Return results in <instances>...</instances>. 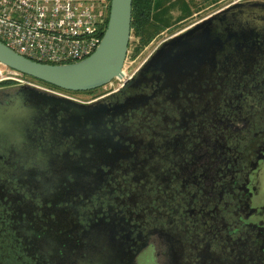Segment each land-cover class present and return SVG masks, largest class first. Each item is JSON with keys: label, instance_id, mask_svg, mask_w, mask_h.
Wrapping results in <instances>:
<instances>
[{"label": "flooded vegetation", "instance_id": "obj_1", "mask_svg": "<svg viewBox=\"0 0 264 264\" xmlns=\"http://www.w3.org/2000/svg\"><path fill=\"white\" fill-rule=\"evenodd\" d=\"M212 14L115 89L36 80L0 115V264H264V24L154 56Z\"/></svg>", "mask_w": 264, "mask_h": 264}, {"label": "built area", "instance_id": "obj_2", "mask_svg": "<svg viewBox=\"0 0 264 264\" xmlns=\"http://www.w3.org/2000/svg\"><path fill=\"white\" fill-rule=\"evenodd\" d=\"M225 1L222 8L250 1L264 3V0ZM109 10L110 0H0V42L36 63L54 66L77 63L99 46ZM1 86H29L56 93L0 63Z\"/></svg>", "mask_w": 264, "mask_h": 264}, {"label": "water", "instance_id": "obj_3", "mask_svg": "<svg viewBox=\"0 0 264 264\" xmlns=\"http://www.w3.org/2000/svg\"><path fill=\"white\" fill-rule=\"evenodd\" d=\"M131 8L132 0H110L108 23L103 38L94 53L82 61L57 66L40 64L16 54L0 42V63L61 90L85 92L98 89L123 76V63L130 40ZM226 15L233 16L238 21L235 27L230 28L231 31H245L242 35L250 38L255 35L253 31L259 30L264 24V3L250 1L221 8L213 12L210 17L185 28L182 33L162 43L154 56L169 52L173 48V43L176 46L185 44V41L191 40L197 31L211 32L214 21ZM249 16L253 24L248 23ZM17 89L11 98L14 104L5 110H0V115L16 110L21 102L40 92L29 86H21Z\"/></svg>", "mask_w": 264, "mask_h": 264}, {"label": "rangeland", "instance_id": "obj_4", "mask_svg": "<svg viewBox=\"0 0 264 264\" xmlns=\"http://www.w3.org/2000/svg\"><path fill=\"white\" fill-rule=\"evenodd\" d=\"M166 1L167 0H163L162 5H159L158 7V9L161 8L163 9V11L160 14H155L154 16L156 19L154 21L152 20L154 24L159 28L158 36L137 54L135 53V48L137 46L138 40L135 39L131 34L128 51L123 63V71L125 75L129 76L143 62V60L157 46V44L165 37L172 34L177 29L183 27L185 24L191 23L195 19L204 17L221 9V6L226 3L225 0H173L175 6L177 5L181 9L180 17H188L185 22L173 25V8L175 6L171 9L170 6H167V8H165ZM118 84V81L112 80V82H109L105 86H102V90H109L110 88L115 89Z\"/></svg>", "mask_w": 264, "mask_h": 264}, {"label": "trees", "instance_id": "obj_5", "mask_svg": "<svg viewBox=\"0 0 264 264\" xmlns=\"http://www.w3.org/2000/svg\"><path fill=\"white\" fill-rule=\"evenodd\" d=\"M154 2L155 0H132L130 36L132 34L138 40L136 54L159 32V28L151 19Z\"/></svg>", "mask_w": 264, "mask_h": 264}, {"label": "crops", "instance_id": "obj_6", "mask_svg": "<svg viewBox=\"0 0 264 264\" xmlns=\"http://www.w3.org/2000/svg\"><path fill=\"white\" fill-rule=\"evenodd\" d=\"M162 2H163V0H155V2H154V5H153V10H152V16H151V19L154 21L156 18H155V14H160L162 11H163V9H158V7H159V5H162ZM165 8H167V6H170V9L172 8V7H174L175 6V3H173V0H171V1H166V3H165ZM224 5H222L221 6V8L223 7ZM176 7H178L177 5L173 8V25H175V24H181V23H183V22H185L187 19H188V17H180V13H181V9L178 7V8H176ZM156 9H158V10H156ZM159 21V20H158Z\"/></svg>", "mask_w": 264, "mask_h": 264}, {"label": "bare ground", "instance_id": "obj_7", "mask_svg": "<svg viewBox=\"0 0 264 264\" xmlns=\"http://www.w3.org/2000/svg\"><path fill=\"white\" fill-rule=\"evenodd\" d=\"M117 59V58H116ZM116 59L114 61H116ZM123 77V76H122ZM98 83H101V82H98Z\"/></svg>", "mask_w": 264, "mask_h": 264}]
</instances>
